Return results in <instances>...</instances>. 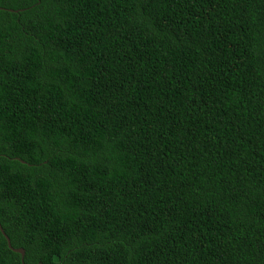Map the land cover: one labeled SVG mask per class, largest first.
Wrapping results in <instances>:
<instances>
[{"label":"trees","instance_id":"1","mask_svg":"<svg viewBox=\"0 0 264 264\" xmlns=\"http://www.w3.org/2000/svg\"><path fill=\"white\" fill-rule=\"evenodd\" d=\"M0 264H264V0H0Z\"/></svg>","mask_w":264,"mask_h":264},{"label":"water","instance_id":"2","mask_svg":"<svg viewBox=\"0 0 264 264\" xmlns=\"http://www.w3.org/2000/svg\"><path fill=\"white\" fill-rule=\"evenodd\" d=\"M0 232L1 234L3 235V237L5 238V241H6V244H7V247L10 248L11 250H13L14 252H18L20 254V261L22 262V256H23V249L22 248H13L10 246V243H9V239L7 238V236L4 234V232L2 231L1 227H0Z\"/></svg>","mask_w":264,"mask_h":264}]
</instances>
